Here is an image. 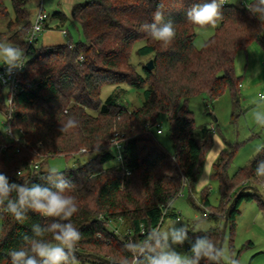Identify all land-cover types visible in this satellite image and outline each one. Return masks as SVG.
I'll return each mask as SVG.
<instances>
[{
  "label": "trees",
  "instance_id": "1",
  "mask_svg": "<svg viewBox=\"0 0 264 264\" xmlns=\"http://www.w3.org/2000/svg\"><path fill=\"white\" fill-rule=\"evenodd\" d=\"M30 1L12 0L11 16L5 0H0V19L7 18L5 29L0 30V42L32 49L33 45L27 43L32 23ZM205 2H75L71 15L83 38L40 46L26 60L21 72L23 88L13 97L12 121L23 128L25 143L17 146L10 141L6 148H0V172L10 182L48 186L40 179L49 169L48 157H87L81 164L59 170L75 184L70 194L75 196L79 211L71 222L82 234L77 250L118 262L125 256L130 258L123 245L130 239L141 240L149 229L160 227L165 215L174 214L168 201H173L185 184L193 186L202 159L213 144L214 129L197 128L188 106L190 97L206 92L213 99L227 91L236 97L241 83L234 65L237 51L246 49L252 41L264 47V27L247 5L224 3L213 34L198 48L194 43L196 29L205 26L188 21L186 13L194 3ZM253 2L248 0V5ZM160 4L165 20L171 19L176 29L170 44L155 41L142 30L145 22H152V13ZM54 15L65 18L60 11ZM139 41L144 43L136 52L149 55L153 61L152 69L142 65L143 73L130 60ZM79 55L83 58L79 59ZM122 83L143 89L139 107L131 109L121 102L125 93ZM107 84L115 88L103 100L101 92ZM0 104H5L1 85ZM162 113L168 116L173 153L167 152L155 137L154 128L157 130ZM69 116L78 120L79 126L61 133L60 124ZM0 137L4 139L1 131ZM114 137L122 141V161L112 150ZM235 153L236 147L223 148L212 164V177L219 184V204L211 205L208 188L203 190L199 204L190 199L204 217L214 220L208 230L192 233L193 238L207 235L219 243L227 207L244 185L255 186L261 195L252 190L241 193L231 208L226 230L233 234L242 201L256 199L264 209L260 191L264 179L255 174L257 163L264 160V151L230 175ZM113 159L117 162L111 163ZM184 177L188 179L182 180ZM0 214V264H10L9 250L24 243L22 237L31 235L32 224L50 221L31 212L23 223L2 209ZM120 220L127 222L126 231L118 232L116 224L110 226ZM220 220L222 223L215 225ZM46 238L51 240V234ZM76 255L78 259L90 258ZM94 262L107 264L97 259Z\"/></svg>",
  "mask_w": 264,
  "mask_h": 264
},
{
  "label": "rangeland",
  "instance_id": "2",
  "mask_svg": "<svg viewBox=\"0 0 264 264\" xmlns=\"http://www.w3.org/2000/svg\"><path fill=\"white\" fill-rule=\"evenodd\" d=\"M83 0H31L28 7L31 11V18L34 19L36 13L43 7V11L49 15L48 26H44L35 39L31 51L26 55L30 58L40 46H50L65 44L68 40L78 41L83 38L79 24L73 20L71 8L75 2ZM250 1V0H249ZM10 15H13L12 0H5ZM229 3L238 5L239 0H229ZM56 11L64 14L65 18L54 15ZM7 18L0 19V30H4ZM68 30V31H66ZM68 32V33H66ZM213 26L197 27L194 43L201 48L205 41L213 34ZM144 41L135 44L131 62L138 71L143 73L142 65L149 60V55H139L136 52ZM0 63H3L0 61ZM235 72L241 77L240 92L233 97L230 91L223 93L217 98L210 99L206 92L190 97L188 106L193 111L195 125L198 129L203 126L213 127V143L206 156L202 159L193 186L185 184L180 193L173 199L172 204L174 214H167L159 228L166 229L172 225L177 227L186 225L189 235L192 233L208 230L214 220L204 217L191 202L199 204L203 190L209 189V201L211 205L217 206L220 202V190L218 181L212 177V162L219 153H214L219 143L224 148L236 147L234 159L229 167V174L233 175L238 168L248 164L251 158L257 153L256 149L262 147L264 143V127L257 125L253 119L256 110L264 111V101L259 96L260 91H264V47L257 41H252L246 49H239L235 57ZM125 88V93L121 97V102L129 108L139 107L144 99L143 89L126 83L120 84ZM115 88V85L107 84L103 87L101 98L104 100ZM4 99L7 90L3 89ZM5 101V100H4ZM6 103V102H5ZM7 108L0 104V129H3V122L6 119L4 111ZM161 133H154L157 141L169 153H173L174 148L171 139V127L168 116L162 113L159 117ZM116 152L115 148H112ZM86 156H75L66 158L63 155L50 156L47 159L49 169L56 168L62 170L66 167L76 166L86 160ZM113 159L111 163H116ZM264 197V187L260 188ZM240 213L236 216V226L233 234L226 230L223 246L229 254L234 253L240 264H264V209L260 207L258 200L242 201L239 205ZM176 213L178 217H176ZM222 221L216 222L220 225ZM119 225V231H126L127 222H111L112 225ZM2 232V219L0 214V235ZM189 245L177 246L176 250L181 254H189ZM79 264H95L93 258L78 259Z\"/></svg>",
  "mask_w": 264,
  "mask_h": 264
},
{
  "label": "clouds",
  "instance_id": "3",
  "mask_svg": "<svg viewBox=\"0 0 264 264\" xmlns=\"http://www.w3.org/2000/svg\"><path fill=\"white\" fill-rule=\"evenodd\" d=\"M223 0H207L205 3H194L187 11L186 18L199 26H216L221 18ZM248 11L261 21L264 27V0H254L247 5ZM163 5L157 6L152 13V22H145L142 30L153 40L170 44L176 37V29L171 19L165 20ZM33 24V31H39V20ZM22 48L8 42H0V61L10 74L15 69H22L26 62ZM264 101V96L261 97ZM255 123L264 127V111L253 113ZM59 131L67 133L79 126V121L69 116L60 124ZM259 154L264 146L256 149ZM18 174V173H17ZM258 178L264 179V160H260L255 169ZM48 186L39 183L10 182L7 175L0 172V209L12 215L17 222L23 223L28 214L35 213L50 221L45 224L33 223L31 235L22 237L23 244L8 252L10 264H79L77 244L82 234L71 222L79 211L75 196L71 190L75 184L56 168L47 170L40 177ZM187 177L182 180H187ZM174 201H168L169 207ZM51 234L52 239L46 238ZM54 241V242H53ZM189 245V254H181L177 246ZM130 253L121 264H240L234 253L229 254L223 245H218L209 236L193 238L186 225H172L166 229L159 227L149 229L141 240H129L123 245Z\"/></svg>",
  "mask_w": 264,
  "mask_h": 264
},
{
  "label": "built area",
  "instance_id": "4",
  "mask_svg": "<svg viewBox=\"0 0 264 264\" xmlns=\"http://www.w3.org/2000/svg\"><path fill=\"white\" fill-rule=\"evenodd\" d=\"M224 3H229V0H223ZM248 0H239V5H248ZM43 16L44 18L39 20V31H33V24L34 22L37 21V18ZM49 18V15L43 11V7L41 6L38 12L36 13L34 19L32 20L28 38H27V43L28 46L33 45L35 39H37V36L39 32L42 30L44 27L45 23L47 22ZM72 46V44H69ZM31 51L30 48L24 50L25 56ZM79 59H82L83 56L79 55ZM27 60V59H26ZM24 68V67H23ZM22 69H15L13 70L10 74L8 73L6 67L3 65V63H0V85L2 88H6L7 94H6V99H4L6 102L4 105L7 108L4 113L6 116V119L3 122V129H0L2 136L4 139L0 137V148L4 149L7 147V142H14L17 146L24 144L25 139H24V130L21 126L13 124V119H14V114L15 111L13 109V97L15 93L19 92L22 90L23 85H22V79H21V72ZM260 98L264 96V91H261L259 93ZM157 133H161L162 129L160 127V124H157ZM118 133H115V136ZM111 145L113 148L116 149V159L118 161H122V141L120 138L114 137L111 141ZM85 149H82L81 151H84ZM34 166L37 168L39 165L38 163H35ZM21 173V171H19ZM129 173V171H128ZM179 218V217H177Z\"/></svg>",
  "mask_w": 264,
  "mask_h": 264
},
{
  "label": "water",
  "instance_id": "5",
  "mask_svg": "<svg viewBox=\"0 0 264 264\" xmlns=\"http://www.w3.org/2000/svg\"><path fill=\"white\" fill-rule=\"evenodd\" d=\"M146 67L148 69H152L153 68V61H152V59H149L148 60V62L146 63ZM246 190H252L258 196L261 195L260 192L257 190V188L255 186H253V185H244L237 192L236 196L233 197L232 201L229 203V205L227 207L226 214H225V218H224L223 225H222L221 236H220V240H219L218 245H222L223 244L224 237H225V233H226V229H227L228 218H229V214H230L231 208L236 203V201H237L238 197L240 196V194L243 193ZM77 254L80 255V256H85V257H90V258H93V259H97V260H100V261H102L104 263H107V264H121V262L113 261V260L109 259L106 256H101V255H98V254L92 253V252H83V251L77 250Z\"/></svg>",
  "mask_w": 264,
  "mask_h": 264
},
{
  "label": "crops",
  "instance_id": "6",
  "mask_svg": "<svg viewBox=\"0 0 264 264\" xmlns=\"http://www.w3.org/2000/svg\"><path fill=\"white\" fill-rule=\"evenodd\" d=\"M59 17H60V16H59ZM68 41H69V40H68ZM68 41H67V42H68ZM261 81H262V80L259 81V82H260V86H263L264 83H263V82L261 83ZM240 86H241V84H240ZM263 87H264V86H263ZM263 90H264V89H263ZM260 92H261V91H260ZM260 92H259V93H260ZM213 145H214V143L212 144V146H213ZM211 148H212V147H211ZM216 148H218V149H215V150H214V153H217V152L220 153V151L224 148V145H222L221 143H219L218 146H217ZM212 164H213V162H212Z\"/></svg>",
  "mask_w": 264,
  "mask_h": 264
}]
</instances>
